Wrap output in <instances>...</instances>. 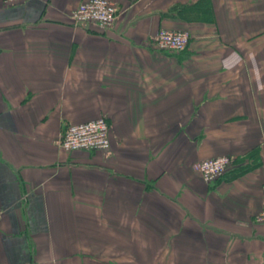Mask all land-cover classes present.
<instances>
[{
  "label": "crops",
  "instance_id": "crops-1",
  "mask_svg": "<svg viewBox=\"0 0 264 264\" xmlns=\"http://www.w3.org/2000/svg\"><path fill=\"white\" fill-rule=\"evenodd\" d=\"M81 1L0 0V264H264V0ZM99 116L109 149L61 148Z\"/></svg>",
  "mask_w": 264,
  "mask_h": 264
},
{
  "label": "built area",
  "instance_id": "built-area-1",
  "mask_svg": "<svg viewBox=\"0 0 264 264\" xmlns=\"http://www.w3.org/2000/svg\"><path fill=\"white\" fill-rule=\"evenodd\" d=\"M5 1L11 4L25 0ZM72 17L78 24L96 23L102 27H110L118 17V6L112 0H83L72 11ZM189 41L190 33L185 29L161 28L154 37L157 47L174 51L183 50ZM110 146V125L104 116L69 124L61 139V148L64 151L107 150ZM232 162V157L223 155L200 160L194 164V168L205 181L212 182L223 175ZM262 188L264 191V183ZM2 215L0 209V220ZM256 221L264 223V205L256 215Z\"/></svg>",
  "mask_w": 264,
  "mask_h": 264
},
{
  "label": "rangeland",
  "instance_id": "rangeland-1",
  "mask_svg": "<svg viewBox=\"0 0 264 264\" xmlns=\"http://www.w3.org/2000/svg\"><path fill=\"white\" fill-rule=\"evenodd\" d=\"M185 30L189 31V33H190V39H191V32H190V30L189 29H185ZM189 44H190V42H189ZM188 45L186 47H188Z\"/></svg>",
  "mask_w": 264,
  "mask_h": 264
}]
</instances>
